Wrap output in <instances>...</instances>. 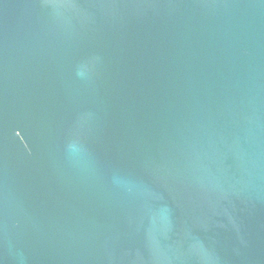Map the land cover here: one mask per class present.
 <instances>
[{"label":"water","instance_id":"water-1","mask_svg":"<svg viewBox=\"0 0 264 264\" xmlns=\"http://www.w3.org/2000/svg\"><path fill=\"white\" fill-rule=\"evenodd\" d=\"M0 264H264V0H0Z\"/></svg>","mask_w":264,"mask_h":264}]
</instances>
